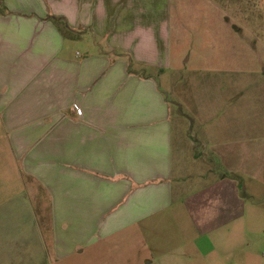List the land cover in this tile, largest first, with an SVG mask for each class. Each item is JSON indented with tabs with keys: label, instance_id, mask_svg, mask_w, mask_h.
Instances as JSON below:
<instances>
[{
	"label": "crops",
	"instance_id": "crops-1",
	"mask_svg": "<svg viewBox=\"0 0 264 264\" xmlns=\"http://www.w3.org/2000/svg\"><path fill=\"white\" fill-rule=\"evenodd\" d=\"M196 19L222 60L264 47V0H0V264L174 262L171 107L143 71Z\"/></svg>",
	"mask_w": 264,
	"mask_h": 264
},
{
	"label": "rangeland",
	"instance_id": "rangeland-1",
	"mask_svg": "<svg viewBox=\"0 0 264 264\" xmlns=\"http://www.w3.org/2000/svg\"><path fill=\"white\" fill-rule=\"evenodd\" d=\"M204 34L172 36L165 68L143 71L171 107L174 190L186 203L163 239L173 242L172 264H264V47H229L222 60L226 48ZM67 48L69 57L104 51Z\"/></svg>",
	"mask_w": 264,
	"mask_h": 264
}]
</instances>
